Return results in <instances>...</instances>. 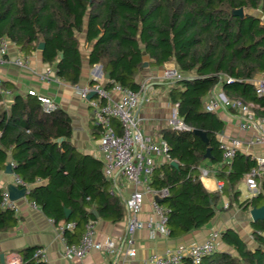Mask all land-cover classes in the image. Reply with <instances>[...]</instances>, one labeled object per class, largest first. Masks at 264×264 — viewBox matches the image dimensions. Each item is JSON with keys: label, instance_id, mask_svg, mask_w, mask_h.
Masks as SVG:
<instances>
[{"label": "trees", "instance_id": "16d2710c", "mask_svg": "<svg viewBox=\"0 0 264 264\" xmlns=\"http://www.w3.org/2000/svg\"><path fill=\"white\" fill-rule=\"evenodd\" d=\"M1 38L24 57L44 42L42 61L72 85L80 82L85 62L110 73L106 87L119 83L133 90L140 88L137 76L144 69L175 63L182 77L170 80L169 97L189 129L162 130L170 159L154 168L150 180L154 190L169 191L160 204L167 209L170 236L207 225L223 194L245 210L264 204V175L259 192L239 201L238 184L256 162L239 152L232 162L225 160L217 138L224 124L206 109L215 87L231 100L264 106L252 82L264 73V0H0ZM0 85L11 89L5 81ZM92 129L99 138V128ZM194 129L204 131L208 142ZM71 138V118L63 108L45 112L38 96L20 92L7 103L0 92V167L11 160L15 174L31 185V201L56 223H75L64 229L68 244L79 243L86 223L97 219L93 210L113 221L125 214L121 199L111 193L103 161L79 151ZM207 160L218 166L213 170L223 182L220 191L208 190L200 179ZM3 192L0 188V232L19 220L14 209L2 206ZM65 208L71 209L68 217ZM252 225L257 247L227 228L220 238L231 250L215 249L198 263L184 257L180 264H264V219ZM37 247L18 252L21 264H47L35 257Z\"/></svg>", "mask_w": 264, "mask_h": 264}, {"label": "crops", "instance_id": "0c3cea01", "mask_svg": "<svg viewBox=\"0 0 264 264\" xmlns=\"http://www.w3.org/2000/svg\"><path fill=\"white\" fill-rule=\"evenodd\" d=\"M18 56H22V54L12 44L8 57L13 61ZM26 59L33 68L38 70H43L47 66L54 68V66L42 61L40 50L26 56ZM99 69L103 74V77L99 79L102 83H106L107 79L104 78L105 71L102 65L94 64L91 66L85 62L80 82L77 85L82 87L90 84L94 80V73L96 71L100 72ZM162 69L163 67L157 69L146 68L137 76V81L140 84L146 83L137 111L140 126L144 134L155 141L164 139L162 130L171 127L169 124L173 104L169 97L171 81L162 76ZM263 76L264 73L257 74L252 82L257 86ZM0 80L11 85L10 93L4 95L7 103H9L15 93L26 94L31 88L38 91L41 95L52 97L59 107L67 111L71 118L72 143L82 153L92 154L102 160V154L98 150L97 145L98 138L93 135L92 127L94 121L92 110L88 101L75 91L72 84L62 79L41 83L37 77L28 74L11 62L0 64ZM217 93H224L221 87L212 89L206 98V105L209 99ZM114 95L118 97L117 94ZM248 105L253 114V119L246 128L241 127L243 118L237 110L224 106L214 110L217 117L224 124L223 129L217 134V138L219 142L228 141L233 137L239 138L242 144L238 152L256 162L258 157H264V145L257 141L258 136L264 132V106L250 103ZM113 120L117 121L115 125L120 131L118 120ZM8 162L12 163L11 160ZM164 162L165 160L162 157L155 156L157 166ZM217 167L216 164H212L207 160L199 168L200 179L205 188L210 191H220L223 185V182L214 175L213 169ZM5 169L6 167H0V188L6 190V186L9 183H14L18 187H26L27 192L25 196L14 201L17 206L16 213L19 217L17 225L12 230L0 232V264H5L16 255L20 256L18 252L28 246L43 248L47 257V264H150L147 258L153 252H163L168 248L202 242L212 232L218 231L221 233L227 228L235 229L249 246L257 247V242L253 236L254 228L252 223L254 221L250 215V209L245 210L238 202H230L227 194H223L219 198L217 203L218 210L214 218L199 229H194L178 237L165 236L158 230L147 227L137 230L132 235L127 234L125 200L134 190L140 187L128 182L123 173L117 172L114 178H106L111 181V193L118 196L124 205V216L120 220L113 221L101 218L98 214L96 220L92 219L96 223L95 238L101 242L114 241V251L92 250L83 259L66 257L64 255V230L62 231L61 229L65 223L63 221L56 223L35 202L31 201L28 197L31 185L27 183H25L26 185H18L15 182V175L17 174L15 172L12 174L6 173ZM246 174L239 182L238 188L242 182L246 183ZM262 175H264V172ZM41 182L40 180L39 183ZM251 196L253 194L243 195L240 190L239 201ZM154 197L151 193L145 195L143 213L141 215L143 219L153 216L151 202ZM262 234L264 235V232ZM128 238L132 239V244L128 243ZM130 247L136 250L134 256H130L127 253ZM216 249L231 250L220 237L216 240Z\"/></svg>", "mask_w": 264, "mask_h": 264}, {"label": "built area", "instance_id": "2783aa9c", "mask_svg": "<svg viewBox=\"0 0 264 264\" xmlns=\"http://www.w3.org/2000/svg\"><path fill=\"white\" fill-rule=\"evenodd\" d=\"M11 45L12 43L8 39H0V64L11 62L28 74L37 77L41 83L59 81L55 68L51 66H47L43 70L35 69L23 55L16 57L13 61L10 60L8 55ZM100 77H103L102 72L98 74L96 71L92 83L82 87L79 85L72 86L81 97L88 101L89 107L92 110L94 124L100 130L101 135L97 140V145L98 150L102 154L106 177L111 179L116 176L117 172H121L126 176L128 182L140 187L134 190L125 200L127 234L132 235L137 230L147 227L156 229L161 234L167 236L170 232L167 209L155 197L151 202L153 216H149L148 219H143L141 216L147 193L158 196L160 199L169 194L167 188L154 190L150 185L152 172L157 166L155 156H160L165 161L169 160L170 147L165 139L155 141L150 136L145 135L141 129L137 111L142 94L146 88V83H141L138 90L124 87L119 83H115L108 88L106 87V83L100 81ZM163 77L168 80H174L181 78L182 75L176 67L167 66L163 69ZM0 92L2 95L10 93L9 90L4 89L1 85ZM91 92H94L93 97L87 99ZM27 93L38 96L45 112H52L58 107L52 97L41 95L35 89L31 88ZM114 94H117L118 97ZM256 94L264 96V76L256 86ZM220 106L237 110L243 118V122L241 123L242 128L248 127L252 122L253 114L249 105L238 99L231 100L224 93H217L214 97L210 98L206 109L214 111ZM177 107V103L172 104L169 120L170 126L178 131L189 129L182 119L178 117ZM113 119L118 120L120 131L114 125ZM257 141L264 145V132L258 136ZM241 144V140L237 137L220 142L223 157L227 162L233 160ZM12 165L14 164L12 163ZM263 172L264 157H258L256 164L246 174V183L253 195L259 192L258 179L262 176ZM15 182L18 185H26L18 175H15ZM34 205L36 204L34 203ZM2 206L17 211L15 202L10 200L6 190L3 192ZM74 225V222H69L61 229L62 231L64 229H71ZM95 226L96 223L92 219L86 223L85 231L79 243L68 244L63 235L65 242L64 255L66 257L83 259L92 250L113 252L115 242L112 240L105 242L98 241L95 238ZM219 237L220 232L214 231L203 242L180 245L168 248L163 252H153L148 256L147 261L150 264H180L184 257H191L195 263H198L203 256L212 253L216 249V240ZM127 241L129 244H132L131 238H128ZM127 253L130 256H134L136 250L130 247ZM34 255L38 260L47 262L46 253L43 248L37 247ZM16 256L10 258L5 264H21V256Z\"/></svg>", "mask_w": 264, "mask_h": 264}, {"label": "water", "instance_id": "95a60500", "mask_svg": "<svg viewBox=\"0 0 264 264\" xmlns=\"http://www.w3.org/2000/svg\"><path fill=\"white\" fill-rule=\"evenodd\" d=\"M237 12H238L239 14L242 15V14H243V9L240 8V9H238ZM44 46H45L44 42H41V43L39 44L38 49H39V50H43V49H44ZM147 65H148V63L145 62V63H144V66L146 67ZM100 68H101V66H100ZM99 71H100V69H99ZM100 72H101V71H100ZM100 72H98V74H99ZM100 74H101V73H100ZM110 77H111V76H110V73H109V72L104 73V78H105V79L108 80V79H110ZM93 95H94V92H91V93L88 95L87 99L92 98ZM193 131H194L195 134H198V135H199V136H200L205 142H208V137H207V135H206V133H205L204 131H202V130H200V129H194ZM209 151H210V149L208 148V149H207V152H206V154H205V156L208 157V156L210 155V154H209ZM171 163H172L173 165H178V163H177L176 160H172ZM5 171H6V173H9V174L14 173V167H13V165H12L11 162H8V163L6 164V169H5ZM6 190H7V192H8V196H9L10 200H13V201L22 198L23 196L26 195V192H27V188H26V187H18V186L15 185L14 183H9V184L6 186ZM155 199L158 200V201H160V198H159L158 196H155ZM64 212H65L66 217H68V216L70 215V213H71V209H70V208H65V209H64ZM93 213H94L96 216H98V212H97L96 210H93ZM250 215H251L253 221H256V220H259V219H264V204L261 205V206H253V207H251V208H250Z\"/></svg>", "mask_w": 264, "mask_h": 264}, {"label": "rangeland", "instance_id": "374dc122", "mask_svg": "<svg viewBox=\"0 0 264 264\" xmlns=\"http://www.w3.org/2000/svg\"><path fill=\"white\" fill-rule=\"evenodd\" d=\"M169 67V66H172V67H176L175 66V64H174V62H168V63H166L164 66H163V69L165 68V67ZM163 69H162V76H163ZM93 121H94V119H93ZM239 190H241L242 192H243V195H252V193L250 192V190H249V188H248V186L246 185V183H244V182H242L241 184H240V186H239ZM203 242V241H202ZM195 243H197V242H195Z\"/></svg>", "mask_w": 264, "mask_h": 264}]
</instances>
